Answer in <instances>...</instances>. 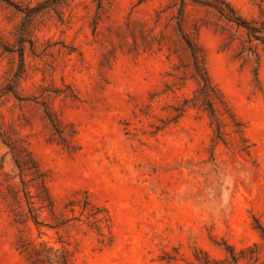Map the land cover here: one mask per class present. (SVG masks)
<instances>
[{"label": "rangeland", "instance_id": "obj_1", "mask_svg": "<svg viewBox=\"0 0 264 264\" xmlns=\"http://www.w3.org/2000/svg\"><path fill=\"white\" fill-rule=\"evenodd\" d=\"M8 1H0V90L21 65L23 12L44 0ZM225 1L247 21L264 20V0ZM170 2L106 0L96 14L92 0H71L31 14L22 101L0 99V126L27 145L45 176L23 177L41 224L26 219L24 203L26 222L15 221L2 199L19 176L0 143V264H30L32 246L43 244L68 252L71 264H233L227 246L237 257L254 249L256 262L236 264H264L256 230L264 227L263 47L252 42L256 56L247 58L243 33L233 40L234 30L203 25V9H186V31L240 124L237 132L215 104L217 139L206 114L184 106L196 86L184 54L173 52L171 11L160 12ZM45 110L75 132L68 147L51 141ZM45 194L53 212L40 208ZM100 217L107 221L97 230Z\"/></svg>", "mask_w": 264, "mask_h": 264}, {"label": "trees", "instance_id": "obj_2", "mask_svg": "<svg viewBox=\"0 0 264 264\" xmlns=\"http://www.w3.org/2000/svg\"><path fill=\"white\" fill-rule=\"evenodd\" d=\"M3 1L7 6L12 4L8 0ZM71 0H44L36 8L27 9L24 14L23 22L25 25H22L18 30V41L17 45L19 49L17 50L18 56L20 58V67L18 71L13 75V78L9 80V83L0 90V99L3 97L11 96L13 99L22 101L21 98L17 95V89L20 85V79L23 75V63H22V43L24 42V35L27 33L28 19L31 17V14L37 15L40 11L43 10H53L57 8H62L63 6H69ZM106 0H92V3L95 5V12H101L104 9ZM188 7L203 9L206 18L203 20V25H212L220 26L221 30L229 31L234 30L235 35L233 40L236 39L238 33H243L246 38V45L242 47L240 54H244L245 57L256 56V49L252 45V42H257L263 47L264 51V20L258 22L256 20L247 21L244 19L238 11L225 0H171V2L166 6L165 10L160 12L164 13L165 11H171L169 21L173 22V30L175 31L178 37V43L175 44L173 50L174 54L180 51L184 54L186 58V63L183 65V68L187 69L190 73V78L194 81L196 89L193 92L191 100H185L184 106L188 103H191L193 108H197L206 114L209 119L210 126L214 128L216 138L221 137V124L219 122L216 110L214 105L220 104L223 107V110L228 115V118L232 120L234 127L239 130L240 124H237L234 120V115L231 114L230 110L227 108L222 95L219 90L210 80L208 73L204 65V55L202 51L197 47L196 43L190 38V34L186 31V25L188 24V15L186 9ZM161 19L160 14H157V21ZM214 21V22H213ZM198 27L194 26V30L197 31ZM1 107V102H0ZM0 114V119H1ZM44 118L48 122L49 131L51 132V141H56L57 144H62L68 147L69 141L67 137L72 138L75 135V132L67 133V126L62 125L52 114L44 112ZM0 143L8 150V154L11 156V160L18 171L19 176V186H13L6 190L2 195V199L6 201L7 206L10 208V211L13 214L15 221L20 223L26 222V219H30L33 224H41L38 221L37 214L34 209L33 197L30 194L29 186L23 180L24 176L30 175L32 181L44 182V174L39 169L37 162L32 158L30 152L27 149V145L20 141L12 138L10 134L1 130L0 126ZM72 150H75L74 147L69 146ZM41 204V209H48L53 212V203L50 197L45 194L39 197ZM21 203H24L26 208V219H23V212L20 210ZM88 203L84 204L82 208L85 211ZM91 216H97L100 214V211L97 209H91ZM107 221L105 217H100L94 223V226L99 230L98 224ZM63 223V222H62ZM259 237L264 241V227L258 225L256 227ZM26 247V246H25ZM29 247V244H28ZM25 248L26 250L28 249ZM228 252V258L230 262L236 264L240 259H247L248 261L253 260L256 262L258 258H253L254 249H246L239 252V256L234 253L230 247H226ZM249 252V258H246V254ZM30 264H71V258L68 255V252L64 250H53L47 248L45 244L40 249H36L35 246H32V253L29 257ZM214 264H223L214 263Z\"/></svg>", "mask_w": 264, "mask_h": 264}]
</instances>
